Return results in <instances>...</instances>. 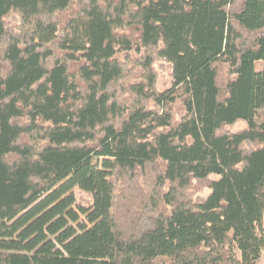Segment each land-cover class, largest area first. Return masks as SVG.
Segmentation results:
<instances>
[{"label": "trees", "instance_id": "obj_1", "mask_svg": "<svg viewBox=\"0 0 264 264\" xmlns=\"http://www.w3.org/2000/svg\"><path fill=\"white\" fill-rule=\"evenodd\" d=\"M263 251L264 0H0V264Z\"/></svg>", "mask_w": 264, "mask_h": 264}, {"label": "rangeland", "instance_id": "obj_2", "mask_svg": "<svg viewBox=\"0 0 264 264\" xmlns=\"http://www.w3.org/2000/svg\"><path fill=\"white\" fill-rule=\"evenodd\" d=\"M161 66L160 65H157V68L160 70ZM169 69L168 67H166L165 71L161 72V75H160V85H159V88L158 89H163L164 87H167L169 85ZM247 127V123L246 122H239L238 124H236L235 126L229 128L228 130L230 132H238V131H241V130H244L245 128ZM208 191H204L203 193L201 194H207ZM79 197H81V195H79ZM259 264H264V251H263V255H262V259L261 261L259 262Z\"/></svg>", "mask_w": 264, "mask_h": 264}]
</instances>
